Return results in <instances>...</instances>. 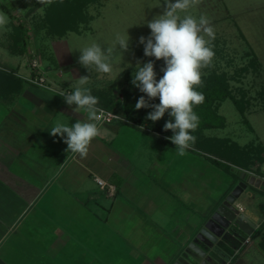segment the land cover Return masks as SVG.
I'll return each instance as SVG.
<instances>
[{
    "label": "crops",
    "instance_id": "1",
    "mask_svg": "<svg viewBox=\"0 0 264 264\" xmlns=\"http://www.w3.org/2000/svg\"><path fill=\"white\" fill-rule=\"evenodd\" d=\"M32 7L18 13L7 7L10 31L0 29V264H187L189 243L241 177L230 190L233 178L207 159L187 150L180 156L117 121L101 125L86 157L68 152L64 138L49 130L56 120L87 122V114L58 93L73 92L82 74L69 73L70 51L65 58L50 50L61 38L46 42V50L31 47L21 12ZM34 59L50 89L29 82ZM85 87L92 93L113 88L118 95L112 80L101 84L94 77ZM250 174L245 182L255 176L261 184L249 185L237 204L257 224L255 233L264 222L254 205L264 177ZM96 178L115 185L116 193L101 190ZM259 235L227 234L231 259L212 255L237 264L238 243L247 240L264 255V231ZM259 257L255 262L264 264Z\"/></svg>",
    "mask_w": 264,
    "mask_h": 264
},
{
    "label": "rangeland",
    "instance_id": "2",
    "mask_svg": "<svg viewBox=\"0 0 264 264\" xmlns=\"http://www.w3.org/2000/svg\"><path fill=\"white\" fill-rule=\"evenodd\" d=\"M37 2L39 0H2L1 5L5 6H0V12L8 17L3 7L18 13L22 7H32ZM47 6L45 4L32 12H29L30 9L21 12L28 17L24 25L31 31L29 42L36 50L40 49V44L45 45L46 42L56 40L47 39L43 32L34 33L35 26L43 18ZM67 6L65 11H76L75 4L70 3ZM164 7V0H102L100 5L92 4L88 7L87 12L92 20L86 26H81L80 33H68L60 41L51 43L50 50H58L60 54L63 51L65 58L71 52L72 62L69 63L68 59L64 63L70 67L69 73L72 75L88 76L89 82L97 77L101 84L107 80L114 81L117 96L122 102L125 94L132 95L138 91L131 83L138 63L143 66V63L153 61L157 80L163 76L161 68L164 67V61L144 56V45L139 43V38L150 36L151 30L147 23L162 15ZM188 14L197 19L205 15L211 21L215 32V39L212 41L215 56L211 66L201 70L202 76H221L233 99L226 98L213 106L214 112L223 118L221 127L198 126L196 129L198 131L195 135L199 139L202 153H197L193 147L187 151L207 160L209 150L219 151L216 157L225 154L232 162L231 173L208 161L231 178L237 173L241 177L242 172H246L247 176L253 173L264 177V0H201L199 5L189 9ZM64 17L65 21L69 20V16ZM117 34L129 36V49L123 56H117L110 74L99 73L94 67L89 72L78 62L80 50L93 43L101 45L102 48L110 47ZM156 102L159 103V98H156ZM249 126L253 131H250ZM215 177L213 184L216 186L218 176ZM258 194L260 197L254 201V205L258 207L260 217H264V184ZM260 237L261 235L257 238L258 241ZM230 243L227 235L215 242L216 250L221 252L215 255L231 259L233 251L229 249ZM238 244L242 253L237 264H259L255 262V258H264L262 253H255L258 247L253 241ZM186 250L188 255H194L193 251Z\"/></svg>",
    "mask_w": 264,
    "mask_h": 264
},
{
    "label": "clouds",
    "instance_id": "3",
    "mask_svg": "<svg viewBox=\"0 0 264 264\" xmlns=\"http://www.w3.org/2000/svg\"><path fill=\"white\" fill-rule=\"evenodd\" d=\"M200 2L164 0L163 14L147 23L151 30L150 36L139 38V43L144 45V56L164 61V67L161 68L163 76L157 80L154 62L149 61L143 63V66L137 64L131 81L147 97L142 95L135 109H153L148 113L147 120L156 122L166 112L174 118V122L169 120L164 124V131H172L173 135L168 139L176 146L180 156L185 155L186 150L195 144L196 137L191 133L199 126V116L194 106L204 101L203 93L196 88L203 83L201 70L210 67L215 56L212 44L215 32L211 21L205 15L197 19L188 14L189 9ZM8 23V17L0 12V29L10 31L6 29ZM129 39L128 35L117 34L113 45L107 48L93 43L80 50L78 62L89 72L94 67L99 73L110 74L117 56H123L128 51ZM88 83L89 77L82 76L78 79L79 86L73 92L59 93L67 105H75V111L83 110L87 114V122L79 120L69 126L56 120L49 130L53 137L59 135L64 138L68 152L77 153L82 158L88 155L92 140L100 135V122L105 115L104 110L97 107L98 97L92 94L90 88L85 87ZM156 98H159L158 104L150 103Z\"/></svg>",
    "mask_w": 264,
    "mask_h": 264
},
{
    "label": "trees",
    "instance_id": "4",
    "mask_svg": "<svg viewBox=\"0 0 264 264\" xmlns=\"http://www.w3.org/2000/svg\"><path fill=\"white\" fill-rule=\"evenodd\" d=\"M101 2L102 0H51V2H49V0H42V2H37L35 6L29 10V12L38 9L45 4H48V6L45 9L43 18H41L39 23L36 24L34 32L36 34H40L41 32H43L45 37H47L48 39H60L68 32L80 33L81 26H86L92 20V17L87 12L88 7L92 4L100 5ZM70 3L76 5L75 12L71 13L65 11L68 7L67 5ZM3 9L6 13L11 15L10 11L7 8L3 7ZM63 11L65 12L63 13ZM65 15L67 17L69 16L68 21L64 20ZM39 47V50H46L44 44H40ZM204 77H201L203 81L202 86L196 88L197 91L203 93L204 101L200 105L194 106V111L199 116V126H204L207 128L221 127L223 118L218 116L214 112L213 106L216 102L223 101L226 98L233 99V97L227 87L225 80L221 76L213 74L212 76L210 75L207 78ZM92 94L98 97V107L113 110L121 116V120H117V122L126 123L131 125L132 127L146 131L161 144L176 147L171 142V140L168 139V137H171L173 135L172 131H164V124L169 120H172V122H174V118H171L166 112L164 117L156 122H153L146 119L148 113L153 110L152 108H141L139 110L135 109V104L142 95L147 99L146 94L141 93L139 89L135 94H125L122 102H120L118 96L113 93V88H103L102 90L93 92ZM150 103L157 104L156 99L150 101ZM235 104L237 105L236 101ZM239 110L241 111V113H243L240 107ZM197 131L198 130L191 134L196 137ZM250 131H253L251 127ZM192 147L197 151V153H202V150L199 148V139L197 137L195 144ZM214 151L216 150H209L207 152V154L209 155L206 158H208V160H210L215 166L228 173H231L230 168L232 162L229 161L228 158H226V155L222 152H220L222 153L221 157H216L219 151ZM211 156L215 157L213 158ZM243 169L246 168L243 167ZM239 180L240 173L234 174L233 184L230 190L234 188ZM263 231L264 222L260 226V228L253 234V236L256 237ZM261 248L264 250V235L263 241L261 242Z\"/></svg>",
    "mask_w": 264,
    "mask_h": 264
},
{
    "label": "water",
    "instance_id": "5",
    "mask_svg": "<svg viewBox=\"0 0 264 264\" xmlns=\"http://www.w3.org/2000/svg\"><path fill=\"white\" fill-rule=\"evenodd\" d=\"M247 173L242 172V181L227 195L225 200L219 204L216 208L211 219L207 222L206 226L200 230L194 241L189 243L187 249L193 251L190 254V259L187 264H213V255H219L221 252L215 248V242L224 235H238L244 234L252 236L257 224L254 223L249 217H247L241 207L237 204V200L248 188L249 185L259 187L261 179L252 176L248 183L245 182ZM213 226L216 227L213 230ZM189 253V252H188ZM174 264H184L180 261L174 262Z\"/></svg>",
    "mask_w": 264,
    "mask_h": 264
},
{
    "label": "built area",
    "instance_id": "6",
    "mask_svg": "<svg viewBox=\"0 0 264 264\" xmlns=\"http://www.w3.org/2000/svg\"><path fill=\"white\" fill-rule=\"evenodd\" d=\"M1 2H2V0H0V3ZM31 67L35 71V75H33L29 78V82L33 85H37L39 87L50 89V86L46 83V79L44 78L43 74L40 72L39 60L34 59L31 62ZM60 92H62V91H59L58 93H60ZM63 92H65L66 94L71 93V91H63ZM98 108L103 109L104 113H105V115L101 119V122H100L101 125L110 124V123H113L117 120H121V116L119 114H117V112H115L113 110L106 109V108H102V107H98ZM109 113H112L114 116L113 115H107ZM116 116H120V117L117 118ZM96 182L99 185V187L101 188V190L105 191L108 194L114 195L117 191V188L115 185L109 184L100 178H96ZM247 242H248V240H247Z\"/></svg>",
    "mask_w": 264,
    "mask_h": 264
},
{
    "label": "flooded vegetation",
    "instance_id": "7",
    "mask_svg": "<svg viewBox=\"0 0 264 264\" xmlns=\"http://www.w3.org/2000/svg\"><path fill=\"white\" fill-rule=\"evenodd\" d=\"M213 264H221L222 262H216L215 258L213 259ZM223 264V263H222Z\"/></svg>",
    "mask_w": 264,
    "mask_h": 264
}]
</instances>
